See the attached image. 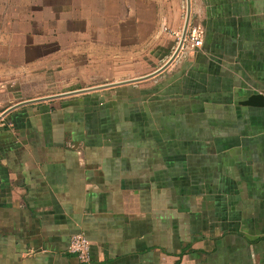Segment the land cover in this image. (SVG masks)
Instances as JSON below:
<instances>
[{"label":"crops","instance_id":"1","mask_svg":"<svg viewBox=\"0 0 264 264\" xmlns=\"http://www.w3.org/2000/svg\"><path fill=\"white\" fill-rule=\"evenodd\" d=\"M186 14V0H0V264H82L75 234L88 264H264V106L245 105L264 97V0H191L202 45L164 72L45 94L76 71V28H111L106 64L135 44L162 61Z\"/></svg>","mask_w":264,"mask_h":264},{"label":"rangeland","instance_id":"2","mask_svg":"<svg viewBox=\"0 0 264 264\" xmlns=\"http://www.w3.org/2000/svg\"><path fill=\"white\" fill-rule=\"evenodd\" d=\"M86 14H88L87 10ZM98 21L99 23H104V21ZM67 29L72 30L73 27H69ZM76 29V31L81 32V40H77L78 43L80 42L79 44H77V46L80 48L81 52L77 53L78 55L76 57H67L65 59V62H67L66 66H72V69L75 68L76 71L72 72L73 75H71V78H66V84L61 83L62 79L59 80L60 83L65 87L54 84L50 87L49 90L45 92L46 95H54V93L61 91L62 93H69L70 91L72 92L75 90L95 88L116 82H122L129 78L143 77V75H139L138 72L143 66L142 64L145 62L137 58L138 52L135 49L137 48L136 44L129 47V49L131 50V58L122 59L121 57H118L114 58L113 63L109 62L108 64H106V61H109L106 58V54L108 53V46L99 41H104L107 29L111 28H106L105 26L86 28L85 26H82L81 28ZM92 33L97 34V38L94 37V35L92 39L97 40L99 43L90 42ZM56 45L53 46V50H56L58 48ZM122 45L123 44L121 43L115 44V50L118 51L115 53H117L118 55L122 51L128 50V46L127 50H122L125 49V46ZM186 48L187 47H185L183 50H190V48ZM73 49H75V46L73 47V43H67V47L64 50L70 51ZM167 61V59H164L162 61L148 59L145 64L147 67H149V71L153 73L156 71V69L160 68L162 65H165ZM56 81L57 78L55 77L51 79L52 83H55ZM55 86H59V89H54Z\"/></svg>","mask_w":264,"mask_h":264},{"label":"water","instance_id":"3","mask_svg":"<svg viewBox=\"0 0 264 264\" xmlns=\"http://www.w3.org/2000/svg\"><path fill=\"white\" fill-rule=\"evenodd\" d=\"M186 1H187V14H186L185 24H184V27H183V31H182V34H181L180 41H179V43L177 45V48H176L174 54L172 55V57L168 60V62L164 66H162L156 72H154V73H152L150 75L144 76L142 78L129 80V81L121 82V83L109 84V85H105V86H102V87H97V88H92V89H87V90H81V91L74 92V94L85 93V92L98 90V89H106V88L116 87V86L125 85V84H129V83H138V82L146 81L148 79L156 77L160 73L164 72L176 60L178 55L181 53V51L183 49V46H184V43H185V40H186V37H187V34H188L190 17H191V0H186ZM67 95H71V94H64L63 96H67ZM46 99H51V98H46ZM41 100L42 99L34 100V101H28V102L20 104L19 106L24 105V104H30V103H33V102H38V101H41ZM245 105H247V106H255V107H262V106H264V97L262 95H260V94L254 95V96L250 97L247 100V102H245ZM19 106H17V107H19ZM11 110H9V111H11ZM9 111L6 112L3 116H5L7 113H9Z\"/></svg>","mask_w":264,"mask_h":264},{"label":"built area","instance_id":"4","mask_svg":"<svg viewBox=\"0 0 264 264\" xmlns=\"http://www.w3.org/2000/svg\"><path fill=\"white\" fill-rule=\"evenodd\" d=\"M201 35H202V31L199 30L198 28L193 29L191 32L188 31L183 49L185 47H187L186 49L200 48L202 45ZM91 246H92L91 241L85 235L75 234L70 239L69 252L75 255L80 263L88 264L91 261Z\"/></svg>","mask_w":264,"mask_h":264}]
</instances>
